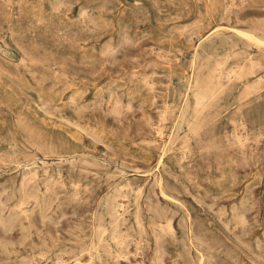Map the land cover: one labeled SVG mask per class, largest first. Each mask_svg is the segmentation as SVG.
Instances as JSON below:
<instances>
[{
    "label": "rangeland",
    "instance_id": "1",
    "mask_svg": "<svg viewBox=\"0 0 264 264\" xmlns=\"http://www.w3.org/2000/svg\"><path fill=\"white\" fill-rule=\"evenodd\" d=\"M0 264H264V0H0Z\"/></svg>",
    "mask_w": 264,
    "mask_h": 264
},
{
    "label": "bare ground",
    "instance_id": "2",
    "mask_svg": "<svg viewBox=\"0 0 264 264\" xmlns=\"http://www.w3.org/2000/svg\"><path fill=\"white\" fill-rule=\"evenodd\" d=\"M109 207V206H108ZM113 207V206H112ZM105 233V232H104ZM99 244H100V242H99ZM104 248V247H103ZM128 253V252H127ZM125 260V259H124Z\"/></svg>",
    "mask_w": 264,
    "mask_h": 264
}]
</instances>
